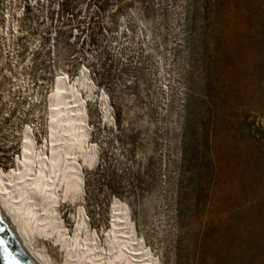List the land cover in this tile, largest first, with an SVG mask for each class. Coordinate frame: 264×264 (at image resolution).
I'll return each mask as SVG.
<instances>
[{"label": "rangeland", "instance_id": "rangeland-1", "mask_svg": "<svg viewBox=\"0 0 264 264\" xmlns=\"http://www.w3.org/2000/svg\"><path fill=\"white\" fill-rule=\"evenodd\" d=\"M116 2L101 9V27L120 12ZM130 2L129 11L143 7ZM158 3L139 13L147 20L133 34L152 53L138 89L110 92L87 72L100 155L85 173L88 223L106 243L119 205L159 264H264V0ZM98 7L95 0H0V172L17 163L28 130L38 143L47 138L58 79L69 78L72 89L83 73L73 72L65 37L81 23L94 25ZM121 150L144 155L117 195L91 173L103 174L108 154ZM62 209L72 232L75 208Z\"/></svg>", "mask_w": 264, "mask_h": 264}, {"label": "bare ground", "instance_id": "bare-ground-1", "mask_svg": "<svg viewBox=\"0 0 264 264\" xmlns=\"http://www.w3.org/2000/svg\"><path fill=\"white\" fill-rule=\"evenodd\" d=\"M73 83L71 89L72 81L64 77L55 85L46 144L39 147L43 142H36L35 132L28 130L17 163L9 172H0V206L41 264H159L141 246L129 216L119 205L104 236L106 243L88 223L85 173L100 159L87 114L86 96L90 90L95 93V84L85 72ZM104 100L109 112L106 96ZM62 205L75 208L72 232L64 221Z\"/></svg>", "mask_w": 264, "mask_h": 264}, {"label": "snow or ice", "instance_id": "snow-or-ice-1", "mask_svg": "<svg viewBox=\"0 0 264 264\" xmlns=\"http://www.w3.org/2000/svg\"><path fill=\"white\" fill-rule=\"evenodd\" d=\"M99 6L93 13L95 24L85 28L81 23L75 30L76 35L65 37V44L71 51L67 59L72 61L73 72L78 68L81 72H91L93 79L113 91L117 88H123L125 91H133L140 87L141 81H145L146 64L152 53L148 43H138L139 36L133 39L139 20H147V14L140 16L145 7L159 8L158 0H138L143 6L137 8L135 12L129 9L135 7L129 0L128 3H122L117 0L116 7L120 9L115 16L111 17L112 23L100 26L103 18L101 9L107 8V0H95ZM122 13H126L123 19H118ZM125 21L127 23H125ZM123 25V27H120ZM131 28L133 31H127ZM141 33L140 35H142ZM143 58V59H142ZM106 149V145H101ZM122 151L109 153L110 163L101 169L97 168L91 173L100 182L101 187H108L114 193L119 195L122 191L121 185L129 183L135 173L132 169V163L138 166L144 153L140 155H124ZM92 167V165H89ZM92 182L91 180L89 181ZM6 252V249H5ZM9 264L16 262L6 254Z\"/></svg>", "mask_w": 264, "mask_h": 264}, {"label": "water", "instance_id": "water-1", "mask_svg": "<svg viewBox=\"0 0 264 264\" xmlns=\"http://www.w3.org/2000/svg\"><path fill=\"white\" fill-rule=\"evenodd\" d=\"M6 254L10 255L16 264H41L27 250L26 242L21 238L16 224L0 206V264H9V260L5 258Z\"/></svg>", "mask_w": 264, "mask_h": 264}]
</instances>
